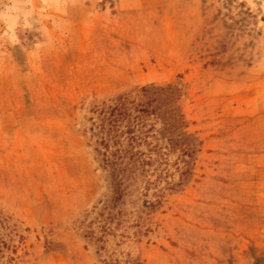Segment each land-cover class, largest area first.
<instances>
[{"label": "rangeland", "instance_id": "obj_1", "mask_svg": "<svg viewBox=\"0 0 264 264\" xmlns=\"http://www.w3.org/2000/svg\"><path fill=\"white\" fill-rule=\"evenodd\" d=\"M0 264H264V0H0Z\"/></svg>", "mask_w": 264, "mask_h": 264}, {"label": "trees", "instance_id": "obj_2", "mask_svg": "<svg viewBox=\"0 0 264 264\" xmlns=\"http://www.w3.org/2000/svg\"><path fill=\"white\" fill-rule=\"evenodd\" d=\"M235 2L236 0H221V5L229 10L234 7ZM236 6L244 8L242 3H238ZM239 14L251 16L246 9L240 10ZM233 23L236 24V21L234 20ZM150 104L151 102L133 106L126 98L119 97L114 105L98 111L97 122L91 119L89 131L95 138V151L98 156H101L104 165L110 167L114 193L118 197L122 196L121 187L123 179L126 177V171L135 169V164L140 159V153L135 148L141 144L143 139L145 140L143 114L149 113ZM111 148L114 150L110 151Z\"/></svg>", "mask_w": 264, "mask_h": 264}]
</instances>
